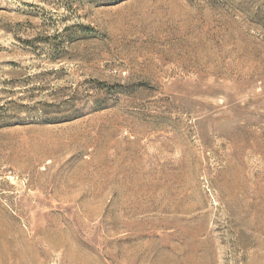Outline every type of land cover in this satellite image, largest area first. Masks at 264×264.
I'll list each match as a JSON object with an SVG mask.
<instances>
[{
    "label": "rangeland",
    "instance_id": "374dc122",
    "mask_svg": "<svg viewBox=\"0 0 264 264\" xmlns=\"http://www.w3.org/2000/svg\"><path fill=\"white\" fill-rule=\"evenodd\" d=\"M0 107V264H264V0H0Z\"/></svg>",
    "mask_w": 264,
    "mask_h": 264
},
{
    "label": "trees",
    "instance_id": "16d2710c",
    "mask_svg": "<svg viewBox=\"0 0 264 264\" xmlns=\"http://www.w3.org/2000/svg\"><path fill=\"white\" fill-rule=\"evenodd\" d=\"M12 110H9V112ZM9 112H7V109L0 107V129L4 128V127H9L12 126L13 123H15V118L12 114H9ZM48 112L46 110H40V115L38 116V119L41 121H58L61 119H66L65 118H55V117H51L49 118L48 116Z\"/></svg>",
    "mask_w": 264,
    "mask_h": 264
}]
</instances>
